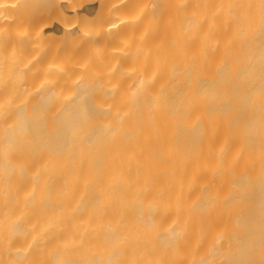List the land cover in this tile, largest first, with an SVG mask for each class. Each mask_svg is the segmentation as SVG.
Wrapping results in <instances>:
<instances>
[{"label":"bare ground","instance_id":"1","mask_svg":"<svg viewBox=\"0 0 264 264\" xmlns=\"http://www.w3.org/2000/svg\"><path fill=\"white\" fill-rule=\"evenodd\" d=\"M0 264H264V0H0Z\"/></svg>","mask_w":264,"mask_h":264}]
</instances>
